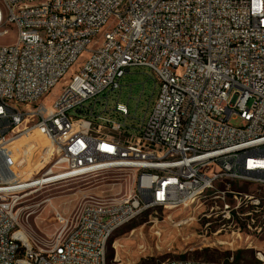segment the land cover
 Here are the masks:
<instances>
[{
	"label": "built area",
	"instance_id": "built-area-1",
	"mask_svg": "<svg viewBox=\"0 0 264 264\" xmlns=\"http://www.w3.org/2000/svg\"><path fill=\"white\" fill-rule=\"evenodd\" d=\"M0 9V35L18 33L0 45V264H106L112 232L142 211L202 205L234 181L264 185V0H0ZM132 66L158 84L137 133L125 104L108 112L106 98L96 109ZM124 172L131 190L85 203L70 225L58 218L49 248L22 238L28 195Z\"/></svg>",
	"mask_w": 264,
	"mask_h": 264
},
{
	"label": "rangeland",
	"instance_id": "rangeland-1",
	"mask_svg": "<svg viewBox=\"0 0 264 264\" xmlns=\"http://www.w3.org/2000/svg\"><path fill=\"white\" fill-rule=\"evenodd\" d=\"M5 20L4 15L0 28L6 26ZM17 36V30L8 26V32L0 35V45L14 43ZM151 74L148 67L132 66L119 81L121 90H105L107 96H100L96 109L103 111L106 98L108 112L116 101L125 104L129 110L127 129L137 133L158 90ZM232 123L237 124L238 120ZM132 179V172H124L45 186L19 202L18 227L35 247L49 248L61 228L58 218L68 219L70 225L85 203L118 200L131 190ZM230 189L239 193L228 192L218 197L211 193L202 205L188 208L142 211L112 232L106 264H157L166 259L225 261L230 255L238 263L264 264L258 257L264 258V185L234 181ZM224 203L231 208L228 216L220 210Z\"/></svg>",
	"mask_w": 264,
	"mask_h": 264
},
{
	"label": "bare ground",
	"instance_id": "bare-ground-1",
	"mask_svg": "<svg viewBox=\"0 0 264 264\" xmlns=\"http://www.w3.org/2000/svg\"><path fill=\"white\" fill-rule=\"evenodd\" d=\"M0 19H1V9H0ZM39 139L42 140L41 137H39ZM176 209H179V208H176ZM20 234H21L23 239L28 240L30 242V239H29V237H28V235H27V233L25 231L21 230Z\"/></svg>",
	"mask_w": 264,
	"mask_h": 264
},
{
	"label": "trees",
	"instance_id": "trees-1",
	"mask_svg": "<svg viewBox=\"0 0 264 264\" xmlns=\"http://www.w3.org/2000/svg\"><path fill=\"white\" fill-rule=\"evenodd\" d=\"M204 251L206 252V251H208V250H207V249H205ZM235 259H236V260H238V259H239V257L237 256V254H236V256H235ZM204 261H210V260H204Z\"/></svg>",
	"mask_w": 264,
	"mask_h": 264
}]
</instances>
